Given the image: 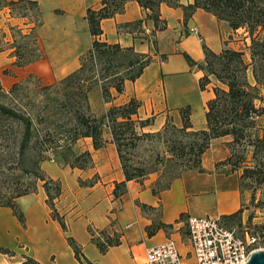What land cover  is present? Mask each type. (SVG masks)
<instances>
[{"label": "crops", "instance_id": "0c3cea01", "mask_svg": "<svg viewBox=\"0 0 264 264\" xmlns=\"http://www.w3.org/2000/svg\"><path fill=\"white\" fill-rule=\"evenodd\" d=\"M36 1L39 16L35 31L42 54L33 62L17 66L10 49L0 51V81L5 85L30 76L36 77L40 85L52 84L78 68L81 55L91 47L93 37L88 31L85 11L100 0ZM181 2L187 4L191 0ZM7 10L4 8L0 12V27L6 33L5 40L11 41L9 26L29 27V24L11 16ZM159 11L166 21V28L154 34L152 21L145 18V11L134 0H127L121 13L101 20L100 40L132 47L153 57L139 77L124 81L121 93L110 87L111 98L103 100V114L110 106L135 98L140 106L134 117L149 119V123L139 131L157 132L167 122L180 127L179 109L188 105L191 106L192 128L203 129L206 125V101L213 96L215 82H210L202 90L198 85L197 107L200 106L202 115L194 122V105L186 96L189 89L186 83L194 78L198 84L203 72L196 65H189L183 53L201 62L204 59L203 46L217 53L225 44L230 45L225 40L227 35L242 30L243 45L234 49L243 50L245 59L249 61L247 46L250 40L242 28L233 31L226 22L201 8L187 18L180 6L161 3ZM138 20L141 24L132 27ZM192 27L197 29V33L190 31ZM144 28H148L153 37L145 34ZM159 55L165 57L159 59ZM5 69L9 72L3 73ZM248 80L255 83L250 68ZM260 89L264 93V86ZM257 103L264 105V101ZM91 104L89 93L90 108ZM257 126L264 129V116L257 118ZM102 136L103 145L97 149L93 148L89 137L79 138L72 144L75 154L84 150L91 153V164L84 169L71 167L64 159L62 163L46 159L40 163L47 176L60 181L61 194L55 200V208L63 217L65 230L51 217L45 191L40 185L37 193H29L16 200L25 217V226L20 224L9 207L0 206V247L12 251L10 255L0 252V264L21 262L24 256L42 264H137L147 247L169 237L184 249L179 220L182 215L217 217L239 209L242 217L248 215L252 196L239 184L242 167L233 169L229 163L223 162L231 155L228 146L232 140L230 135L211 139L201 158V171L185 170L172 180L167 189L156 193L152 191L156 182L153 174L144 178L142 183L128 180L117 196L113 193L115 184L123 182L125 176L107 127L103 129ZM80 180L93 183L81 184ZM152 227L155 230L149 234L148 229ZM100 230L111 236L117 234L120 243L101 253L93 240ZM67 237L79 246L80 260L75 257Z\"/></svg>", "mask_w": 264, "mask_h": 264}, {"label": "trees", "instance_id": "16d2710c", "mask_svg": "<svg viewBox=\"0 0 264 264\" xmlns=\"http://www.w3.org/2000/svg\"><path fill=\"white\" fill-rule=\"evenodd\" d=\"M126 1L100 0L96 6L86 8L85 19L93 37L91 47L81 55L78 68L52 84L38 85L41 86L40 96H45L39 101L44 102L38 106L39 109L32 112L30 107L26 109L22 105L14 106L0 101V206L9 207L22 226H25V217L17 207L16 200L35 192L40 185L45 191V202L51 210V217L59 222L63 230L66 229L63 217L55 208V200L61 194L60 181L47 176L40 163L47 159L48 151L65 148L70 156L69 159L65 157V162L71 167L86 168L91 164V153L84 150L75 154L71 146L79 138L89 137L94 149L101 147L105 127L110 131L125 176L123 182L115 184V196L123 191L126 181L142 183L149 174L156 172V169L151 168L152 165L165 166L164 178L158 179L152 188L155 193L167 189L172 180L185 169L201 171V158L211 139L225 135L232 137L229 147L241 143L254 145L253 157L256 159L257 154L260 157L253 167L244 166V157L234 152L223 162L229 163L233 169L242 167V179L251 178L257 184L264 181V133L259 135L261 128L257 126V118L264 116V105L257 103L264 99L260 89L264 86V0H191L187 4H183L182 0H134L145 11V18L152 21L153 34L166 28V21L161 18L159 11L161 3H165L171 7H182L185 18L201 8L226 22L233 31L242 28L250 40L247 46L249 61L245 59L243 50L226 44L217 53L203 46L204 59L201 62L194 61L184 52L183 56L189 65H196L203 72L198 79L201 90L210 82H215L212 87L213 96L206 101L205 128H192L190 107L186 105L179 109L182 120L180 127L167 122L157 132L139 131L140 127L149 123V119L139 120L134 117L140 106L139 100L135 98L110 106L100 117L93 115L89 108V92L93 85H100L102 98L109 101L110 87L121 93L124 81L135 80L152 61L149 53L137 52L132 47H122L119 43H109L98 38L102 33L101 20L121 13ZM24 5L35 9L38 18L36 0H0V10L8 6L11 16L14 14L13 7ZM140 24L141 20L135 21L132 27ZM33 28L9 26L11 39L27 38ZM5 39L6 33L0 27V41L9 42ZM33 45L39 51L36 40ZM14 57L15 65L22 66L37 60L40 54L24 57L18 47ZM249 68L254 84L248 80ZM19 86L18 82L14 83L10 92L18 91ZM0 91H3L1 85ZM52 91L60 97H46ZM169 132L174 136L168 135ZM149 137H163L166 143L164 153L156 152L153 158L141 161L139 165L129 163V151L139 141ZM146 163L151 166L147 167ZM239 214L240 209L223 216L230 219ZM154 230L155 227L149 228L148 233L152 234ZM89 231L93 234L90 228ZM97 234L93 240L101 253L120 243L117 234L111 236L103 230L97 231ZM67 241L77 260H80L79 246L71 237H67ZM0 252L12 253L3 247H0ZM12 264L42 263L25 256L21 262Z\"/></svg>", "mask_w": 264, "mask_h": 264}, {"label": "rangeland", "instance_id": "374dc122", "mask_svg": "<svg viewBox=\"0 0 264 264\" xmlns=\"http://www.w3.org/2000/svg\"><path fill=\"white\" fill-rule=\"evenodd\" d=\"M4 8H7L8 9L7 11L9 12V14H11V11L8 6ZM4 8H2L1 10H3ZM12 12L15 15H17V17L23 19L24 22H26V24H29V27L34 26L33 31L31 32L30 36L27 38L16 37L15 39H11V41L7 43L4 42V40L0 41V46H2L3 49H10L11 54L13 56L15 52L17 51L18 47L20 49V53L23 54L24 57H30L36 54H40L41 56L42 53H41V50L38 44H37V47L39 48V51L35 50L34 45H33L34 40H36L37 42V34L35 31V28L38 25V18H37V13L35 12V9H29L28 6L24 5V6L13 7ZM14 14L12 15L15 16ZM151 36L153 37V34ZM225 40L230 42V45H229L230 47H233V48L242 47L243 45L242 30H238L237 32H234L233 34L231 33L230 35H227ZM150 41H152L154 45L153 38H151ZM158 58L162 59L163 57L159 55ZM8 72L9 71L7 69L3 70V73H8ZM18 84H20L18 91L10 92V89L12 88L13 84L8 86V85L1 83L0 81V85L3 88V91H0V101L6 104L14 105V106L22 105L26 107V109L30 107V111L32 112H35L37 109H39L38 106L44 104V102L39 103V101L44 99L45 96H40L42 92L39 91V88L42 85L38 86L40 84L38 80L36 79V77L30 76V77L24 78L18 81ZM186 84H187L186 87L189 88L186 90L187 91L186 96L189 98V100H191L192 104L194 105L193 120L194 122H197V120H199V115L200 116L202 115L200 106L198 105L197 107V104L199 103V96H198L199 88H198L197 80L194 78L193 79L190 78V80ZM193 86L194 88H192ZM89 93H90V97H92L91 108L89 107L90 112L96 117L102 116L104 99L101 96L100 85L98 84L93 85ZM46 97L52 99V98L60 97V95L52 91ZM262 101H264V99ZM39 127L41 128V126ZM263 133H264V129H261L260 131H258L259 135ZM168 135L174 136V134L170 132L168 133ZM229 148L231 149V153L234 152L237 156L239 155V156L244 157L245 159L243 163L244 166L253 167V165H256V161L260 157V155L257 154L256 159H254L253 157L254 145H250L247 143H241V144L232 145ZM165 149H166V143L165 141H163V137H158V138L149 137L148 139H143L138 142L137 146L133 150L129 151L130 156H131V160L129 163L133 165H139V162L146 161V160L153 158L156 152H160L161 154H163ZM46 155H47L46 160L50 162H55V163H62L65 157H68V159L70 157L69 152L65 148H59V149H56L55 151H48ZM146 166L149 167L151 165L148 163ZM151 168L156 169V172L151 173L156 177L155 181H157L158 179L164 178L163 177V173L165 170L164 164L152 165ZM185 170H189V169H185ZM239 184L242 189L248 190L251 193L252 199L248 205L249 211L251 212L255 208H258L259 210H261V212H264V181L261 184H257L251 178L242 179L241 177H239ZM38 189H39V186H38ZM38 189L34 193H37ZM17 207L19 208V210H21L18 204H17ZM262 222H264V218ZM6 254L10 255L11 253H6Z\"/></svg>", "mask_w": 264, "mask_h": 264}, {"label": "built area", "instance_id": "2783aa9c", "mask_svg": "<svg viewBox=\"0 0 264 264\" xmlns=\"http://www.w3.org/2000/svg\"><path fill=\"white\" fill-rule=\"evenodd\" d=\"M190 31L197 33L195 27ZM143 32L151 35L148 28ZM264 212L258 208L246 217L209 215L180 217L182 242L180 249L173 238L147 247L137 264H245L251 254L264 250Z\"/></svg>", "mask_w": 264, "mask_h": 264}, {"label": "water", "instance_id": "95a60500", "mask_svg": "<svg viewBox=\"0 0 264 264\" xmlns=\"http://www.w3.org/2000/svg\"><path fill=\"white\" fill-rule=\"evenodd\" d=\"M245 264H264V250L253 252Z\"/></svg>", "mask_w": 264, "mask_h": 264}]
</instances>
